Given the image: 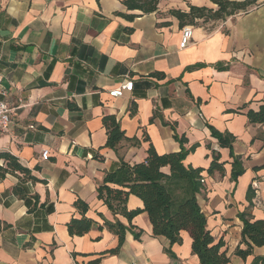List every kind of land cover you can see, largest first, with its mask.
Wrapping results in <instances>:
<instances>
[{"label": "crops", "instance_id": "obj_1", "mask_svg": "<svg viewBox=\"0 0 264 264\" xmlns=\"http://www.w3.org/2000/svg\"><path fill=\"white\" fill-rule=\"evenodd\" d=\"M191 5L217 7L210 0H158L143 13L123 0H0V99L12 108L0 152L35 178L0 177V264H201L187 231L169 255L168 240L152 234L146 212L129 223L97 198L104 174L121 162H143L150 145L158 154L189 150L184 166L203 169L197 201L229 264L264 259V245L245 258L235 252L244 248L238 214L264 219V122L246 115L264 104V0L201 19L180 48L182 27L171 10ZM124 80L132 89L110 96ZM106 115L124 134L115 148L105 146ZM209 126L234 136L231 147H221ZM213 152L222 173L206 171ZM234 158L243 170L236 178ZM77 199L96 225L71 236L67 223L82 217ZM126 207L143 204L129 195ZM104 220L126 226L113 253L118 237L98 228Z\"/></svg>", "mask_w": 264, "mask_h": 264}, {"label": "trees", "instance_id": "obj_2", "mask_svg": "<svg viewBox=\"0 0 264 264\" xmlns=\"http://www.w3.org/2000/svg\"><path fill=\"white\" fill-rule=\"evenodd\" d=\"M217 7L189 6V10H171V13L178 19L179 25H192L195 19L217 20L245 10L253 3V0L232 1V0H210ZM124 5L131 10H140L143 13L152 12L156 9L158 0H123ZM250 123L264 122V104L257 111L246 112ZM106 129L105 146L115 148L124 139L123 131L120 129L114 116L106 115L102 118ZM211 135L215 137L221 147H231L234 136L229 133H220L212 126H209ZM189 150L181 148L177 152L158 154L150 145L146 151V158L143 162L129 164L121 162L119 167L111 172H106L102 182L96 188L97 198L107 206L113 214L122 215L130 223L133 217L141 212H146L152 226L154 236H163L168 240L169 247L165 252L173 255L170 246L181 242L180 232L187 231L192 239L191 251L195 254L201 264H229V258L223 249V241H215L206 229V216L197 201V194L203 187L204 177L202 168L184 166L182 163ZM0 177L6 173H22L28 178L35 180L27 168L23 167L17 158L8 152H0ZM232 177L236 178L242 173L240 162L234 158L232 163ZM167 167L168 171H163ZM207 173L214 171L223 172L222 164L219 162V155L212 154L211 162ZM129 195H135L143 204L142 208L128 210L126 202ZM247 197H252L251 190H248ZM74 206L82 213L81 218H72L67 223L69 235H83L92 226L96 225L93 220L84 217L88 209L87 203L77 199ZM241 221V241L244 245L238 247L235 252L241 258L252 253L254 247L264 245V219L252 220L245 212L238 214ZM118 237V244L109 252H116L124 241L126 226L118 220L110 222L104 220L103 225ZM133 226H129L132 229ZM134 237L139 234L134 232ZM264 264V259L256 258L252 264Z\"/></svg>", "mask_w": 264, "mask_h": 264}, {"label": "built area", "instance_id": "obj_3", "mask_svg": "<svg viewBox=\"0 0 264 264\" xmlns=\"http://www.w3.org/2000/svg\"><path fill=\"white\" fill-rule=\"evenodd\" d=\"M192 35V26L191 25H184L181 28V38L179 42V47L184 48L186 47L191 39ZM133 82L131 80H124L121 82V84L114 88L113 90L109 91L110 96H122L124 91H130L132 89ZM4 94L5 92H1ZM20 104L22 103V100L19 99ZM12 111V108L7 104V102L4 99H0V133L7 130L9 127V124L11 122L10 119V113ZM41 158L47 159L48 157V151L42 150L41 151Z\"/></svg>", "mask_w": 264, "mask_h": 264}, {"label": "rangeland", "instance_id": "obj_4", "mask_svg": "<svg viewBox=\"0 0 264 264\" xmlns=\"http://www.w3.org/2000/svg\"><path fill=\"white\" fill-rule=\"evenodd\" d=\"M201 23H202L201 19H195L193 21V24L192 25L201 24Z\"/></svg>", "mask_w": 264, "mask_h": 264}]
</instances>
